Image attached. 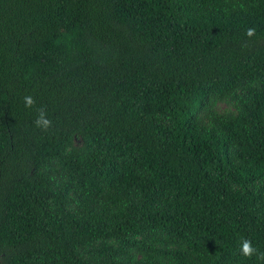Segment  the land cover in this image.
Segmentation results:
<instances>
[{"label":"trees","instance_id":"trees-1","mask_svg":"<svg viewBox=\"0 0 264 264\" xmlns=\"http://www.w3.org/2000/svg\"><path fill=\"white\" fill-rule=\"evenodd\" d=\"M241 238L264 252V0H0V264H260Z\"/></svg>","mask_w":264,"mask_h":264},{"label":"clouds","instance_id":"clouds-1","mask_svg":"<svg viewBox=\"0 0 264 264\" xmlns=\"http://www.w3.org/2000/svg\"><path fill=\"white\" fill-rule=\"evenodd\" d=\"M255 34V28H249L245 33V35L249 38L253 37ZM35 104L36 101L31 95L24 97V106L26 108H32L35 106ZM36 112L37 117L33 122L34 125L43 131H47L52 126V120L48 118L44 107L36 108ZM240 254L245 258H252L255 256L260 264H264V252H261L256 247H254L252 242L247 238H241Z\"/></svg>","mask_w":264,"mask_h":264}]
</instances>
